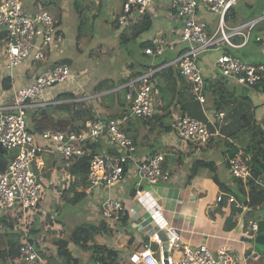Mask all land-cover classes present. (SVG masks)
I'll list each match as a JSON object with an SVG mask.
<instances>
[{"label":"crops","instance_id":"obj_1","mask_svg":"<svg viewBox=\"0 0 264 264\" xmlns=\"http://www.w3.org/2000/svg\"><path fill=\"white\" fill-rule=\"evenodd\" d=\"M34 1L22 0L24 8L28 12L34 10ZM40 1L50 14L51 9H57L60 13L59 18H55L51 14L58 24L57 33L60 36V40L56 42L58 47L54 45L45 50L46 63L38 67L34 71V75L32 74L33 76L31 75L33 63L30 60L24 61L17 68L8 69L4 65L5 59L1 51L0 104L11 103L15 88L29 84L41 72L52 67V64L61 61L70 67L73 76L65 83H61L58 90L52 87L46 89L44 96L52 98L61 91H71L78 96L76 100H89L98 120L103 122L108 118L122 114L127 109V97H134L137 93L139 83L136 82L137 78H130L131 71L129 67L132 64L136 66V62L138 63L139 60L144 65L149 64L151 66L158 60L164 61L165 63L158 68L160 74L153 78L154 85L159 84L162 88L161 95L154 107L153 117L148 121H144L142 118L132 119L125 125V131L134 140L139 157L142 158L156 153L164 155V167L172 174L170 180L159 182L166 186L165 196H159L157 191L140 179L138 185L136 182L134 188L127 187L125 184L122 186L121 182L128 178V172L137 176L134 167H132L131 169L128 168L122 180L111 188L93 192V194L96 193L98 204L100 199L105 196L122 201L121 198L134 195L136 189H148L162 203L163 216L166 221L180 229L184 243L193 246L206 245L212 251L225 246L242 258L249 255L254 248L264 251V242L260 239L261 236H264V218H259L260 215H254L258 208L250 209L245 206L244 209H241L233 203L226 204V202L218 203L216 201V197L220 194L224 196V199H227L229 195H233L238 202L245 205L243 199L247 197V181L241 182L245 194L238 198L235 193L239 192L240 186L229 172L228 158L231 156L233 149H235V154L248 158L251 154V152H246L249 137L254 134L255 130L264 132V61L251 58V55L255 54V49L264 52V42L257 41V39L264 38V26L259 24V21L264 22V15L255 18L259 21L250 31L245 44L236 48L230 46L225 48L227 45L220 44L199 55L197 61L205 82L204 95L206 98L205 103L200 104L193 97L190 84L179 76V70L174 62L185 46L183 47V42L180 40L182 23L174 24L176 17L171 10L170 0H151L152 25L149 31L134 39L138 46L137 53L121 44L119 38L122 36L123 28H115L116 24L123 27L118 22L119 17L114 22H111V20L110 22L108 20L104 22L105 27L102 31L104 32L106 29L107 32L106 35L100 36V39L95 38L96 33L93 31V28L102 19L106 18V14L114 11L121 12L122 0ZM241 1L249 2V0ZM262 1L264 6V0ZM238 3L235 5L237 6ZM235 5L231 7V11H233ZM230 16L228 17V25H232ZM75 17L80 20L79 25H77L78 20H75ZM195 19L206 24L209 32H212L210 28L215 29L216 27V14L209 12L203 5L196 10ZM251 20H254V18H251ZM1 34L0 31V36ZM253 36L254 40H251ZM231 41L239 45L242 43V37L236 35L231 38ZM143 42H151L156 45L155 48L160 47L162 52L160 55L144 56V49L140 47ZM108 48L107 53L105 49ZM222 53H229L240 61L262 66V80L257 86L248 87L242 86L232 79L224 78L215 66V61ZM119 58H121V61L118 60ZM93 59L96 61L95 63L92 61ZM113 60H117V64H113ZM169 66H171V71L165 70ZM163 70H165V74L162 75ZM79 74H82V76L76 78V75ZM105 87L108 88L105 90ZM216 90L222 93L221 103L223 107L220 109L215 104L217 95H212V92ZM220 113L224 115L221 117ZM182 114H186L206 125L211 135L206 145H199L194 142L186 143L180 139L172 123L175 116ZM58 117H63V115L58 114ZM220 129L226 133L221 132ZM101 139L107 146L100 153H109L110 146L106 137L103 136ZM39 142L46 145L42 140H39ZM44 161V168L39 177L43 184L48 187V193L44 200H41L37 216L40 220L39 223H43L45 209H49L52 205L58 203L56 198H59L62 189L65 190L66 194H71L69 185L72 184V182L71 184L68 182V163L63 166V162H65L63 158L55 153H45ZM194 162L211 163L213 167H202L188 181L186 178ZM213 176H216L219 182L212 180ZM137 178L139 177L137 176ZM254 181L255 185L264 189V170ZM66 186L68 189H66ZM77 188H80L77 191H81L83 187ZM235 190L237 191L235 192ZM127 208L129 207L125 206L126 215L123 217L127 218L128 228L126 225L121 226L118 221L112 222L109 224V230L97 238L96 244H105L119 250L121 256L118 263L125 258L128 260L133 252L140 250L144 245H148L154 251L156 259L159 260L163 256L162 242L158 237L160 231L157 230L155 236L149 240V237L144 234L138 225V221H141L142 218L148 219V217H143L145 215L142 210L132 212ZM83 209L86 210L85 207ZM91 212L93 220L88 221L98 222L102 219L99 212L97 214L99 217L94 214L96 212ZM68 217L66 215L64 221ZM250 220L258 223L255 247L244 236ZM53 221L60 226L57 220L54 219L48 220V223L51 224ZM129 222L131 224L128 226ZM66 227L67 223L65 224ZM73 227L72 225L71 228ZM59 232L61 233V231ZM44 233L46 232L42 230L40 237ZM49 234H47L48 238L51 237ZM63 235L62 232V235L58 236L59 238L56 235L52 237L60 239ZM47 237L42 243V247L48 244ZM67 247L70 251L76 250L72 243ZM43 254L47 261L49 258H58V260L61 259L58 261L60 264H66L62 263L63 259L66 260L64 255L59 254V257H55L58 254L56 250L51 249L50 256H47V252L43 249ZM85 255L90 257L91 252H86ZM75 256L77 257V255ZM48 263L50 264L49 261ZM242 264H264V262L248 258Z\"/></svg>","mask_w":264,"mask_h":264},{"label":"built area","instance_id":"obj_2","mask_svg":"<svg viewBox=\"0 0 264 264\" xmlns=\"http://www.w3.org/2000/svg\"><path fill=\"white\" fill-rule=\"evenodd\" d=\"M34 2V10L28 12L22 0H0V31L5 33L2 38L5 42L3 55L4 65L8 69L17 68L26 60L42 59L45 48L53 46V43L60 40L55 19L42 3ZM236 2L237 0H170L173 14L182 23L180 40L189 45L174 62L179 75L190 84L191 93L200 104H204L206 98L205 82L197 61L199 55L220 44L233 48L245 44L250 31L259 21L254 19L243 24L228 25L224 20L225 14ZM202 5L206 6L209 12L218 14L213 32L208 31L206 24L195 19L196 10ZM150 6L151 0H122L119 24L123 26L135 24L149 11ZM236 35L242 37V43L239 45L231 41ZM257 41L264 42V38ZM161 52L160 47L144 49L147 55H159ZM215 66L222 76L242 86L252 87L262 80V66L240 61L229 53H222L215 61ZM157 71L158 68L150 69L136 79L139 88L134 97H127V109L122 114L109 118L106 123L98 119L89 120L83 130L62 132L47 129L40 135H35L27 129L25 120L27 108L58 103L54 96L45 97L44 92L57 83H65L73 76L66 64L44 70L29 84L15 88L11 103L0 104V147L11 155L5 169L0 172V212H11L14 215L13 211L17 207L23 221L20 257L16 264H49L32 244L27 226L31 217L39 213L41 200L48 193V187L39 177L44 168L45 153H55L67 160L75 159L85 154L88 142H94L102 136L106 137L108 145L115 148V152L98 154L90 160L86 174L87 184L81 189L86 196L92 195L96 190L111 188L121 181L125 163H128L130 169L134 167L139 179L150 186L171 179V172L164 167V155L156 153L139 157L136 144L124 130V126L131 119H150L153 116L159 97V89L153 82V76ZM81 76L82 74L76 75V78ZM223 115L220 113L221 117ZM172 126L183 140L206 145L211 137L203 122L188 115L175 116ZM38 139L46 145H42ZM247 159L240 154L228 158V169L233 178L242 182L251 178ZM68 178V182L71 183L72 175L69 174ZM135 196L145 209V213L149 214L148 219L142 218L138 225L149 240L155 236L157 230L163 231L167 247L166 257L161 256L158 260L154 251L148 245H144L129 256L131 264H164V260L167 264H242L248 258L264 262V251L255 248L242 258L225 246L212 251L206 245L193 246L184 243L180 229L166 221L162 203L153 193L140 188L136 189ZM216 201L233 203L237 208H245V205L238 202L233 195L224 199L220 194ZM99 207L102 218L109 224L119 221L126 215L124 203L117 198L105 196L100 199ZM257 231L258 223L250 220L244 236L254 247Z\"/></svg>","mask_w":264,"mask_h":264},{"label":"trees","instance_id":"obj_3","mask_svg":"<svg viewBox=\"0 0 264 264\" xmlns=\"http://www.w3.org/2000/svg\"><path fill=\"white\" fill-rule=\"evenodd\" d=\"M36 1L41 3L40 0H35L34 3H37ZM240 1L241 0H237V2H240ZM43 7L45 8V6ZM231 7L227 10L225 17H224V20L226 23L228 22V19H229L228 14L232 12ZM151 22H152L151 17L149 16L148 13L142 16L138 20V22H136L133 26V30H132L133 38L135 39L138 36H140L142 33L149 31L152 25ZM57 25L58 24L56 21V26ZM3 36H5V33H2L0 38L2 39ZM140 47L141 49H145V48L155 49L156 45H153L151 42H143L140 44ZM144 56H148V55L145 54ZM45 60H46V53H44V57L42 59L31 61L33 63L31 75L32 74L34 75L35 73L34 71L38 67L46 63ZM164 63L165 62L162 61L160 64L151 66L149 64L144 65V63H142V61L139 60L138 63L136 62V66L132 64L129 67L131 71L130 78L132 79L138 78L139 76H141L142 74H144L150 69H157L161 67ZM59 64H66V63L58 61L52 64V67L59 65ZM165 70L171 71V66H169ZM165 70L161 72L162 75L165 74ZM159 71L156 72L154 76L160 74ZM257 84L254 86H257ZM156 87L159 89V96H160L161 91H162L161 85L158 84L156 85ZM107 88L108 87H105V90ZM204 90H205V86H204ZM213 94L217 95L215 104H217L218 109L222 108L223 107V104L221 103L222 93L219 92V90H216L212 92V95ZM77 97L78 96L71 91H66V92L61 91L54 96L55 100L58 101L57 104H50L47 106L27 108L25 111V120H26L27 129L32 134H35V135H40L44 130H47V129L55 130V131H62V132L83 130L85 128V124L87 121L97 120L98 117L95 115L92 104L91 102H89V100L87 101L86 100H76ZM67 99L69 100L72 99V101L70 103H66L65 101ZM57 112H59L58 114H63V117H58L56 115ZM182 115H186V114H182ZM134 119H139V118H134ZM142 120L148 121V119H145V118H142ZM106 121H103V122L106 123ZM124 130H125V126H124ZM102 142H103V139L101 138H99L98 140L94 142H88L87 147L85 148L86 149L85 154L75 159L74 158L69 159V160L63 159L65 163H68V172L73 177L72 184L69 185L71 187L70 188L71 193L73 192V194L71 195V197L65 196L64 194H66V192L64 189H62L59 195V198H60L59 201H62L63 203H66V204L68 203L69 205H72V204L76 205L77 203L81 202L85 198L86 195L84 194V192L83 191L78 192L77 187H80V186L84 187L87 184L86 174L88 171L90 160L95 155L100 154L101 149H102ZM247 143H248V147H247L246 152L248 153L251 152L250 156L247 159V163L250 168L252 176L251 178L247 180V183H246L248 186V191L246 193L247 197L246 199H243L244 197L242 199H243V202L245 201V206L249 207L250 209H256V208L262 207L264 204V189L259 188L257 185H255V181H254V179L258 177L259 175H261L264 170V132L260 130H255L254 134L251 137H249ZM234 151L235 149L232 150L231 156L235 155ZM114 152H115V148L110 147L109 153H114ZM10 158H11V155L5 150L3 151V153H0V172L5 169V166ZM205 166L212 168L213 164L211 163L208 164V163H203V162H194L192 167L189 170V174L186 179L189 181L193 176L197 174L199 169ZM128 167H129L128 163H125L124 164V175ZM234 179L240 186L239 192H236L235 195L238 198H241V195L245 194L244 189L241 186L242 181L237 178H234ZM212 180H214L215 182H219L216 176H213ZM62 202H58L56 205ZM57 211H60L59 207H57ZM37 216H38V213L34 214L31 217L30 221H28L27 223V226L29 228L28 235L34 247L38 249V252L44 258L45 256L43 254L41 245L42 243H44V240L46 239V237L44 235L40 237V235H41L42 230L45 228L44 226L45 224L39 223L40 220ZM46 217L50 218V215L48 213H45L44 218ZM64 218L65 216L61 219H58V218L56 219L58 220L57 222L60 225L59 228L65 229ZM126 221H127V218L121 217L118 222L120 223L121 226L126 225L127 227ZM0 229H2V231H0V260L5 264H16L20 257L19 248H20V242L22 238V233H21L22 225L20 226L19 215L18 214L12 215L11 212H7V213L0 212ZM45 229L47 230V232L51 233L49 234L50 236L54 235V232L50 231L48 227ZM108 230H109V223L103 218L98 222L87 221L77 226H74L72 228L71 242L76 247V250L78 249L83 252H91L90 260L94 264H119L118 262L121 256L119 250L108 247L105 244H101V245L96 244L97 238L100 235L106 233ZM62 231L60 235H62ZM58 243H56V245L58 246V248H56L57 252H59L61 255L63 254L66 257V264H74L75 259L72 258L71 251L68 249V247L63 248L59 246ZM53 259H56V258H49L48 261L52 262Z\"/></svg>","mask_w":264,"mask_h":264},{"label":"rangeland","instance_id":"obj_4","mask_svg":"<svg viewBox=\"0 0 264 264\" xmlns=\"http://www.w3.org/2000/svg\"><path fill=\"white\" fill-rule=\"evenodd\" d=\"M262 0H249L248 3L246 2H239L238 5L234 7L233 11L230 12L229 16H230V23L233 25V24H241V23H244V22H247L249 20H251V18H258L262 15H264V6L262 4ZM121 6V9H122V4L120 5ZM205 8H207L205 6ZM149 14V16L151 17V13H150V9L149 11L147 12ZM51 14L53 15V17L55 18H59V11L57 9H54L52 10L51 9ZM121 15V12H110L109 14H106V18L102 19L100 21V23L93 28V31L95 34V38L96 39H100L101 37L100 36H103V35H106V29L105 31L103 32L102 30L104 29L105 27V21L108 20L110 22H114L117 20V18ZM228 16V17H229ZM216 17H218V14H216ZM75 20H78L77 21V25L80 24V20L78 18L75 17ZM117 23V22H116ZM176 23V25L179 23L181 24V20L179 18H176V22H174V24ZM259 24L260 26H264V22H261L259 21ZM123 26V25H121ZM133 26L132 24H128V25H125L123 27H119V25H115V28L118 27V28H123L122 30V36H120L119 40L122 42L121 44L124 45L126 48H129V49H132L135 51V53H137V43H135V40L132 36V30H133ZM216 26V25H215ZM213 27V26H212ZM211 30L210 31H214L212 28H210ZM251 40H254V36L251 38ZM0 52L2 51L4 53V49H5V42L3 41V39L0 41ZM56 47H58V43H53ZM53 45V46H54ZM185 46V47H184ZM55 47V48H56ZM183 47L184 49L182 50V52H184L186 49L189 48V45L184 43L183 42ZM225 48H229L228 46H225ZM46 50H48V47L45 48ZM105 51L108 53L109 51V48L108 49H105ZM165 51V50H164ZM206 51V50H205ZM255 54L251 55V58L252 59H255V60H260V61H264V52H262L261 50H256L255 49ZM160 55V54H159ZM108 56V55H107ZM3 57H5L3 55ZM121 58H119L118 60H120ZM147 61V59H145ZM94 63L96 62L94 59L92 60ZM117 60H113V64H117ZM162 61L161 60H158L157 62H155L154 64L152 65H157V64H160ZM177 66V65H176ZM91 68V67H90ZM219 72V71H218ZM221 76V75H220ZM60 83L58 84H55L52 86L53 89H60L59 86ZM72 101V99H67L66 100V103H70ZM58 113H56V115L58 116ZM63 115V114H62ZM221 132H223V130L220 129ZM223 133H226V132H223ZM181 140H183L182 138H180ZM183 142H194V143H197L199 145H202L200 143H198L197 141H188V140H183ZM107 146L104 141L102 142V149ZM101 149V150H102ZM103 151V150H102ZM102 154V153H100ZM63 166H65V162H63ZM200 170V169H199ZM127 179L125 181H122L121 184L122 186L125 184V186L127 185V187H131V188H134L136 187V182H137V185H138V181H139V178H137V176H135L133 173H130L128 172L127 173ZM71 184V183H70ZM159 184V186H158ZM158 184H155V185H152L151 188H153L155 191H157V193L159 194V196L161 197H164L165 196V193H166V186L163 184V183H158ZM166 184V183H165ZM66 189H68V187L66 186ZM77 189H80V188H77ZM70 191V190H69ZM80 191V190H79ZM78 191V192H79ZM237 190H235L236 192ZM73 194V192L71 194L67 193V194H64L65 196H68V197H71V195ZM45 196L43 197V200H44ZM56 198V197H55ZM60 198H56V202H62V201H59ZM122 201L124 202L125 206L126 207H129L127 208L128 210H132V212H138L139 210H142L144 213L145 216L143 217H148L149 214L148 213H145V209L143 208L142 204L138 201V199L136 198L135 194L132 195L131 197H123L121 198ZM57 207H59V210L60 211H57ZM86 208V210L90 211V212H87L86 210H84L83 208ZM99 204L97 202V197H96V193H94L93 195H87L85 196V198L80 202V203H77L76 205H69V204H66V203H59L58 205H52L49 209H45V213H48L50 215V218L46 217L43 219V223L45 224V228H48L50 229V231L54 232V235H56L57 237L60 235V232H59V226L56 222H52L51 224L48 223V220H56L57 218L58 219H61L63 218L64 216H69L66 220H65V224L67 223V227L65 229H62L60 228V230L63 232V236L58 239L57 237H50L48 238L47 237V234H49V232H47V230L44 228L43 231H46V233H44V236L48 238V241L45 246L42 247V250L44 249L46 252H47V256H50V250L53 249V250H56L57 252V249L58 246L56 245V243H58L59 246L65 248L67 247L69 244H71V231H72V228L71 226L74 225V226H77L81 223H84L88 220H93L91 214L93 212H96L94 213L96 216H98V212L100 214V211H99ZM13 214H18L19 215V221H20V226L23 224V221L20 217V212H19V209L16 207L15 210L13 211ZM142 214V215H143ZM254 215L256 216H259V218H264V204L262 207L256 209ZM101 216V214H100ZM99 217V216H98ZM58 221V220H57ZM131 224V222L128 223V226ZM55 230V231H54ZM144 231V230H143ZM142 232V231H141ZM68 244V245H67ZM67 245V246H66ZM58 256L55 255V257H59L60 253L57 252ZM86 252H83L81 250H75L73 249V251H71V256L72 258L77 255V257L75 256V260H74V264H94L91 260H90V257L89 256H86L85 255ZM63 255V254H62ZM61 260V259H60ZM57 259H53L52 262H50V264H60V261ZM62 263H66V260L63 259ZM0 264H5L3 263L1 260H0ZM119 264H131L127 258H125L123 261H121Z\"/></svg>","mask_w":264,"mask_h":264},{"label":"water","instance_id":"obj_5","mask_svg":"<svg viewBox=\"0 0 264 264\" xmlns=\"http://www.w3.org/2000/svg\"><path fill=\"white\" fill-rule=\"evenodd\" d=\"M105 132L103 131V134ZM3 149L0 147V153H3ZM158 237L160 238V241L162 242V250H163V257L165 258L166 257V247H167V244L165 242V236H164V233L163 231H160L159 234H158ZM260 239L262 240V242H264V236H261ZM164 264H167V262L164 260L163 261Z\"/></svg>","mask_w":264,"mask_h":264}]
</instances>
